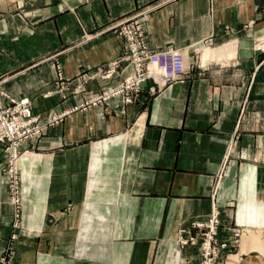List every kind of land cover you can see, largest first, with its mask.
Instances as JSON below:
<instances>
[{
    "label": "crops",
    "instance_id": "0c3cea01",
    "mask_svg": "<svg viewBox=\"0 0 264 264\" xmlns=\"http://www.w3.org/2000/svg\"><path fill=\"white\" fill-rule=\"evenodd\" d=\"M136 17L186 72L97 101ZM262 42L264 0H0V90L46 125L21 144L19 209L0 144V264H199L179 241L213 213L216 264H264Z\"/></svg>",
    "mask_w": 264,
    "mask_h": 264
},
{
    "label": "built area",
    "instance_id": "2783aa9c",
    "mask_svg": "<svg viewBox=\"0 0 264 264\" xmlns=\"http://www.w3.org/2000/svg\"><path fill=\"white\" fill-rule=\"evenodd\" d=\"M120 34L126 40V54L119 61L124 62L125 66L121 68L123 79L116 87L110 88L106 94L101 97L106 100L114 96H124L125 102H130L128 94L140 91L141 85L147 81L152 82L159 87H165L181 80L186 72L183 55L179 51H159L150 52L147 49L144 31L139 21L129 20L120 24ZM264 48V47H263ZM119 62L116 64L118 66ZM129 69V70H128ZM0 105V142L10 146L9 161V193L10 199L15 206L20 208V182L17 178L18 171L15 168L16 157H19V143L21 140L27 141L34 137V131L27 135H19L21 127L28 128L31 120L24 121V118L30 117L28 105L23 101L14 110L12 116L7 115ZM24 122H23V121ZM38 129V128H37ZM38 133V131H36ZM36 133V134H37ZM23 138V139H22ZM10 142V144H9ZM19 175V174H18ZM193 228L196 230H206L202 236V254L203 264H212L219 253L215 243L216 231L219 225L218 216L213 213L204 223H194ZM181 246L193 245L194 236L186 239H180Z\"/></svg>",
    "mask_w": 264,
    "mask_h": 264
},
{
    "label": "rangeland",
    "instance_id": "374dc122",
    "mask_svg": "<svg viewBox=\"0 0 264 264\" xmlns=\"http://www.w3.org/2000/svg\"><path fill=\"white\" fill-rule=\"evenodd\" d=\"M130 20H132V19H130ZM127 21H129V20H126V21H123V22H121L120 24H122V23H124V22H127ZM133 21H139V18H133ZM140 22V21H139ZM119 24V25H120ZM118 25V26H119ZM117 26V28H116V31L118 32V34L121 36V34H120V27H118ZM122 37V36H121ZM123 38V37H122ZM123 40H124V42H125V44H126V40L123 38ZM263 43V42H262ZM259 46H264V43L263 44H258ZM116 69H117V67H116ZM114 72H115V70H113ZM108 72V71H107ZM110 74L108 73V74H104V77L105 76H109ZM110 89V88H109ZM108 89V90H109ZM107 90V91H108ZM106 90L105 91H103L98 97H97V99H102L101 97H103V95L104 94H106V92H107ZM2 99H5V101L3 102V100ZM23 100H25V99H14V98H10L9 96H7L6 95V93H3V92H1V90H0V105H1V107L3 108V110L5 111V112H7L8 114V116L9 115H13V114H15L14 113V110L15 109H17L18 108V105L23 101ZM28 100V99H27ZM97 101H99V100H97ZM28 103H29V105H28V108H29V111L31 112L30 114V117H26V118H24V121H27L28 119H30L31 120V123L29 124V127L28 128H22L21 127V129L19 130V135H21V134H24V136H25V134L27 135L30 131H34L33 133H35L34 134V137L33 138H31V139H34V138H38L39 137V135H41L42 133H43V131H44V128H45V126L46 125H42V124H39V122H38V117L37 116H35L34 114H33V112H32V106H31V102H30V100H28ZM2 110V111H3ZM23 121V120H22ZM23 121V122H24ZM38 128V129H37ZM36 131H38V133L36 132ZM37 133V134H36ZM23 139V138H22ZM22 142H20L19 143V151H18V153H19V157L17 156L16 158V162H15V168L17 169V171H18V174H19V160H20V158H21V156H22V154L24 153V150L21 148V144H23L25 141L24 140H21ZM0 144H2V145H4L5 146V151H6V153H5V156H6V166H5V172H6V174H7V177H8V188H9V183H10V179H9V173H8V168H9V159H10V146L8 145V144H6V143H2V142H0ZM9 144H10V142H9ZM17 174V178H19V175ZM19 180V179H18ZM19 182H20V180H19ZM20 192H21V187H20ZM21 194V193H20ZM20 200H23V197L22 196H20ZM21 205H22V202H21ZM205 231L206 230H197V232L194 234V244L192 245V246H195L196 244H197V242L198 241H200V244H199V248H200V263L199 264H203V254H202V234L203 233H205ZM217 231H218V228H217ZM217 231H216V236H217ZM216 236H215V243H216V246L218 247V249H219V253H218V255H217V257H215V259H214V262L212 263V264H216V260H217V258H218V256H219V254L221 253V252H223V251H225L226 249H227V244H225V243H222V242H219L217 239H216ZM198 239H200V240H198Z\"/></svg>",
    "mask_w": 264,
    "mask_h": 264
},
{
    "label": "bare ground",
    "instance_id": "6f19581e",
    "mask_svg": "<svg viewBox=\"0 0 264 264\" xmlns=\"http://www.w3.org/2000/svg\"><path fill=\"white\" fill-rule=\"evenodd\" d=\"M111 98V97H110ZM109 99V98H108ZM23 104L26 106V105H29V103H28V100L27 99H25V100H23Z\"/></svg>",
    "mask_w": 264,
    "mask_h": 264
}]
</instances>
